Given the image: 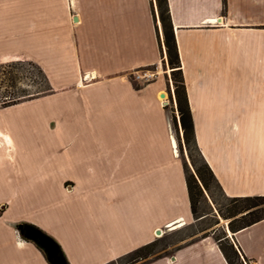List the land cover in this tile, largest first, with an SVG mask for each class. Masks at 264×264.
<instances>
[{
	"label": "crops",
	"instance_id": "obj_1",
	"mask_svg": "<svg viewBox=\"0 0 264 264\" xmlns=\"http://www.w3.org/2000/svg\"><path fill=\"white\" fill-rule=\"evenodd\" d=\"M167 2L202 157L227 196L264 195V0ZM153 6L157 14L155 0H78L76 23L66 30L60 54L55 56L47 49L43 57L33 60L45 72L54 92L0 108L49 105L60 100V122L69 113L78 129L82 127L86 133L92 126L86 128L83 123L132 125L119 144L115 141L119 130L116 133L114 129L108 135L107 148L91 152L80 148L71 161L65 150H55L52 160L56 164L48 169L44 187L38 190L45 192L44 203L35 211L9 214L11 201L0 196V264H51L13 225L22 221L45 231L68 264H107L154 241L156 230L170 215L164 213V170L171 169L173 174V192L166 193L168 203L183 202L173 207L180 211L165 226L170 231L177 229L193 215L182 170L167 161L175 158L173 145H158L159 132L154 137L136 135L142 131L141 124L156 123L159 129L167 118L158 99L165 92L163 84L136 87L127 77L138 68L165 65L156 27L158 24L161 30V23L158 15L155 19ZM52 120V115L45 116L43 123L48 125ZM198 123H221L227 129L216 141L205 129L201 133ZM0 130L11 141L9 150L0 145L1 169L3 161L14 163L17 147L9 130L1 125ZM89 138L93 139V134ZM107 165H114L112 171H123L128 165L126 170L135 172L128 178L145 182L143 191L135 183L129 184L127 206L112 202L115 177L111 180V175L100 173ZM63 169H75L74 177L82 182L62 175ZM69 181L74 183L68 185L71 190L67 192L64 186ZM133 187L137 190L132 193ZM174 221L185 223L170 229L168 224ZM198 236L200 232L189 235L172 254L146 264H228L211 234L196 239ZM228 236L250 264H264V219Z\"/></svg>",
	"mask_w": 264,
	"mask_h": 264
},
{
	"label": "rangeland",
	"instance_id": "obj_2",
	"mask_svg": "<svg viewBox=\"0 0 264 264\" xmlns=\"http://www.w3.org/2000/svg\"><path fill=\"white\" fill-rule=\"evenodd\" d=\"M77 4L78 0H0V62L27 60L14 63L11 67H7L4 73L0 74V80L2 82L0 84V101L4 99L5 95L11 93L23 91L28 93L43 87L44 81L39 67L34 63L32 64V62H28V60L36 61L35 57H43L47 49L50 51L52 49V53L55 56L60 54L59 46L61 41L67 37L66 30L72 24L76 23L73 19L77 14ZM154 8L156 9L155 6ZM160 37L163 40L161 33ZM162 48L164 51L163 56L165 57L164 45H162ZM144 71L151 73L152 76L148 79L140 80L135 78L136 73H142ZM183 75L187 90L186 77L184 73ZM53 76L56 79L55 73H53ZM127 77L139 87L154 82L163 84L165 96L159 95L158 99L162 106L167 105V118L159 124V129L156 123L141 124L142 131L138 130L137 132L140 134L136 133V135L145 136L148 134V136L154 137L159 132V135L161 134V143L157 144L161 146L164 143L167 146V142L169 146H172V138L175 139L176 146L172 147L176 153L175 158L167 161L177 164L180 170H182L181 173H183L184 182L187 187V175L190 173L195 174L192 160L199 166L202 160L192 146H190L189 151V145L185 143L183 138L179 118L173 112L176 108V99L171 68L166 64L164 66L160 65L159 67H142L133 73H129ZM12 80L14 86H11ZM165 101L167 102L165 103ZM62 103L60 100H57L49 105L28 104L29 106L22 105L20 107L0 109V125L9 130L17 147L14 153V159H12L14 163L3 161V166L0 169V196L11 201L12 210L9 214L24 211L33 212L35 208L38 209V204L41 205L44 203V200H42L44 199V195L42 193L45 192L44 190L38 192V190L40 187H44L45 175L48 173V169L53 168L52 166L56 164L52 160L55 150H65L68 154L66 156L67 160L71 161L80 148L87 149L89 152L94 149L107 148L108 135L114 129L116 133L119 130L115 137L116 144H119L118 141L123 139L126 132L129 131V127H132L131 124L124 122H113L114 124L110 122H96L95 124L83 123L86 128L92 126V129H89L90 131L86 133L82 127L78 129V124L71 120L69 113H65L63 122H60V108L62 107L60 105ZM49 115L53 116L54 120L52 121L55 122L54 125H52V121L48 125H44L43 119ZM197 125L201 133L205 129L211 138L216 141H219L221 137L220 132L227 129V125L221 123H198ZM65 129H67V132H65ZM232 129L233 127L228 128L229 131H232ZM120 133L122 136H120ZM92 134L93 139L89 138ZM0 145H4L2 140H0ZM112 162L115 163L114 160ZM136 165L140 166L141 164ZM111 167H114V165H107L105 171L100 173L103 176L107 174L111 175V180L115 177L116 184L114 188L116 196L112 199V202L116 204L123 203L127 206V201L131 197L129 184L135 183V186L140 191H143L145 189V182L137 183L136 181L139 180H130L131 178H128L129 175L131 174L132 177L135 172L133 169L126 170L128 165L124 166L123 171L120 170L121 168L119 170L113 169L112 171L110 169ZM60 172L68 178H75L74 176L77 175L75 169H63ZM141 173L145 172L141 171ZM163 173L167 186V188L165 187V192L171 194L173 192V184L171 183L173 174H171V169L164 170ZM148 174H151V172H148ZM75 179L80 183L82 182L79 178ZM71 183L73 184L74 182L69 181L64 186L67 192L71 190L68 186ZM117 190H119V193ZM133 190L136 192L137 189L133 187L132 193ZM166 193L164 196V213L165 216L167 214L170 215L167 216L169 218L165 217L163 223L159 226L163 230V234L160 236L155 235L156 239L153 241V245L143 251L147 256L133 261V257L136 255H128L130 252L145 245L142 244L115 257L113 261L107 264H141L163 254H172L184 238L194 233L200 232V236L196 239L200 238L201 234L202 236L211 234L214 241H216L214 237H221L224 232L228 235L231 232L230 230L228 231V223L231 219L224 218L217 211V208H221L224 211L227 201L214 183L211 184L209 193L206 190L204 191L205 198H202L198 203L197 216H204V218L202 220H196L194 215L189 214L183 226L171 231L167 229L165 224L172 219L177 210L180 211L179 208L175 210L174 208L176 207L174 206H177V204L182 205L183 202L175 203L176 201L174 200L168 203V195ZM0 207L2 206L0 205ZM203 230L205 231L203 232ZM229 239L232 240L230 237ZM62 263L63 261L60 264ZM248 264L250 263L248 262Z\"/></svg>",
	"mask_w": 264,
	"mask_h": 264
},
{
	"label": "trees",
	"instance_id": "obj_3",
	"mask_svg": "<svg viewBox=\"0 0 264 264\" xmlns=\"http://www.w3.org/2000/svg\"><path fill=\"white\" fill-rule=\"evenodd\" d=\"M155 3L157 6V14L154 6H153V13L156 20L158 15V19L160 20L161 23V32L163 36V40H161L160 30L157 24L156 27L159 37V44L162 54H164L162 48V45H164L165 54H166L165 57L166 59L163 58V61L165 62V64L167 63L171 68L172 79L175 86L174 91H175V99H176V108L173 112L179 118L180 126L183 132V138L185 143L189 145V151H190V146H192L197 151L198 155L201 157L202 160L200 166L197 165L192 160V165L194 167L195 174L190 173L186 177V184H187L191 212L196 218L200 217L197 216L198 203L202 198H205L204 191L206 190L209 193L211 184L214 183L215 185H217L222 196L227 201L226 209L223 211V209L217 208V211L224 218L231 219L228 223V228L231 232H236L257 221L264 219V195L233 196V197L227 196L223 192L219 182L217 181L208 163L202 157L196 143L194 122L189 108L186 84L181 69L179 52L174 35L173 24L171 21L168 2L167 0H155ZM23 61H27V60H11L6 62H0V74L4 73L6 68L11 67L14 63L23 62ZM28 62H32V64L34 63L39 67V70L43 76V81H44L43 87L28 93H25L23 91V92H16V93H11L9 95H5L4 99L0 101V108L12 106L20 102L42 97L54 92L43 69L32 60H28ZM11 82H12L11 86H14L13 80ZM1 83L2 82L0 80V84ZM136 87L139 86L136 85ZM164 107L167 108V105H165ZM189 156L190 158H192L191 155ZM2 211H3V207H0V214L2 213ZM18 228L21 236L29 241H33L36 244V246L43 251V253L45 254V256L47 257V259L51 264H58L55 263L53 260H51L48 257L47 252L44 251V245L42 241L44 239L45 240L52 239L45 231L41 230L35 224L28 222L18 225ZM214 238L217 244L219 245L223 255L225 256L228 264H248L247 258L241 255V252L239 248L236 246L235 242L233 240H230L229 236L225 232L221 237H214ZM153 243H154L153 241L147 243L144 246L130 252L128 255H132V256L136 255L133 257V261H136L139 258H145L147 255H145L143 251L150 248L153 245ZM146 263L147 262H143L141 264H146ZM62 264H68L67 260L64 259Z\"/></svg>",
	"mask_w": 264,
	"mask_h": 264
},
{
	"label": "flooded vegetation",
	"instance_id": "obj_4",
	"mask_svg": "<svg viewBox=\"0 0 264 264\" xmlns=\"http://www.w3.org/2000/svg\"><path fill=\"white\" fill-rule=\"evenodd\" d=\"M23 223H27V222L22 221V222H19L17 224L18 231H19L18 225H21ZM19 234H20V231H19ZM42 243L44 245V251L47 252L48 257L51 260H53L55 263L60 264L64 259H66L62 250L59 248V246L57 245V243L53 239H50V240L44 239L42 241Z\"/></svg>",
	"mask_w": 264,
	"mask_h": 264
},
{
	"label": "bare ground",
	"instance_id": "obj_5",
	"mask_svg": "<svg viewBox=\"0 0 264 264\" xmlns=\"http://www.w3.org/2000/svg\"><path fill=\"white\" fill-rule=\"evenodd\" d=\"M0 138L3 140L4 144H5L6 146H8V150H9V148H10V146H11V143H10L11 141H10V139H9V136L0 130ZM172 143H173V146L175 147V146H176V141H175L174 138H172ZM3 146H4V145H3ZM10 149H11V148H10ZM176 151H177V150H176ZM179 220H182V219L179 218ZM184 223H185L184 221H181L180 223H175V221H174V222H170L168 225H170V229H173V228H176V227H178V226L183 225ZM162 233H163V231H162Z\"/></svg>",
	"mask_w": 264,
	"mask_h": 264
},
{
	"label": "built area",
	"instance_id": "obj_6",
	"mask_svg": "<svg viewBox=\"0 0 264 264\" xmlns=\"http://www.w3.org/2000/svg\"><path fill=\"white\" fill-rule=\"evenodd\" d=\"M151 76H152V74L147 72V71L135 74V78L138 79V80H140V79H148Z\"/></svg>",
	"mask_w": 264,
	"mask_h": 264
},
{
	"label": "water",
	"instance_id": "obj_7",
	"mask_svg": "<svg viewBox=\"0 0 264 264\" xmlns=\"http://www.w3.org/2000/svg\"><path fill=\"white\" fill-rule=\"evenodd\" d=\"M76 19H77V18L74 17V20H76ZM161 96H165V92H162V93H161ZM166 102H167V101H165V103H166ZM13 225L17 226V224H15V223H14ZM162 231H163V230H162L161 228H158V229L156 230V234L159 235V234L162 233ZM228 231H229V229H228Z\"/></svg>",
	"mask_w": 264,
	"mask_h": 264
}]
</instances>
